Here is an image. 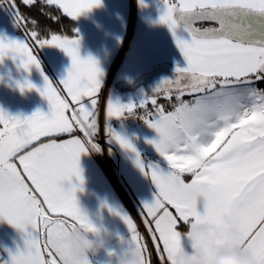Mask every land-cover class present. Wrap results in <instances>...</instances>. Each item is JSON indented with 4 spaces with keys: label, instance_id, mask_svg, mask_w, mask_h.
<instances>
[{
    "label": "snow or ice",
    "instance_id": "6c2138e0",
    "mask_svg": "<svg viewBox=\"0 0 264 264\" xmlns=\"http://www.w3.org/2000/svg\"><path fill=\"white\" fill-rule=\"evenodd\" d=\"M24 2L31 5L36 0ZM42 2L78 19L103 0ZM139 2L145 6V0ZM4 4L20 28L25 20L15 0H0ZM163 4L157 22L171 31L186 66L177 65L175 78H164L151 96L145 93L138 102L128 103L109 97L106 104L108 121L138 116L155 130L157 135L147 143L159 159L146 161L110 124L107 136L135 153V164L155 185L154 198L142 202L141 215L161 264H178L176 256L186 248L190 227L209 223L223 228L225 215L241 222L242 234L219 241V248L251 250L256 264H264V88L259 87L264 84V0ZM198 22L216 26L199 28ZM29 40L39 49L59 47L71 58L66 76L56 81L60 87L44 74ZM81 40L78 28L73 38H40L36 30L23 38L0 37V63L11 57L25 72L35 67L44 75L43 86L27 78L17 82L21 92L34 89L50 105L48 113L38 109L30 116L0 108V220L24 235V247L6 249L9 259H0V264H92L88 255L74 254L68 240L77 229L102 239L101 227L76 195L84 183L81 154L100 150L95 142L96 108L104 75L96 58L82 57ZM174 93L173 110L165 111L158 99L171 103ZM186 95L193 99L185 102ZM149 104L153 111H148ZM137 109L144 115H137ZM77 131L83 138L75 135ZM108 207L130 233L127 239L121 237L123 254L152 264L132 217Z\"/></svg>",
    "mask_w": 264,
    "mask_h": 264
},
{
    "label": "rangeland",
    "instance_id": "374dc122",
    "mask_svg": "<svg viewBox=\"0 0 264 264\" xmlns=\"http://www.w3.org/2000/svg\"><path fill=\"white\" fill-rule=\"evenodd\" d=\"M6 7V4L0 5V37L23 38L32 30L38 31L40 38H49L51 34L74 37V32H47L46 28L28 26L26 22L19 28L13 12ZM163 7V0H145V6L139 0H103L100 7L74 19L75 28L79 29L82 37V57L93 56L103 69L101 91L104 108L109 97L115 100L122 96L121 82L131 81L144 95L149 88L145 84H137L142 75L167 63L174 69L177 65L186 66L187 61L171 31L157 22ZM197 24L199 28L210 27V22ZM183 36L188 38L187 33H183ZM29 43L41 61L44 74L54 81V86L60 87L56 81L66 76L71 67V58L59 47L45 46L39 49L31 40ZM18 63L11 57L0 63V108L12 115L30 116L38 109L48 113L50 105L46 98L34 89L21 92L17 86V82H23L25 78L43 86L44 75L35 67L31 73L25 72L18 67ZM259 87L262 88V84Z\"/></svg>",
    "mask_w": 264,
    "mask_h": 264
},
{
    "label": "crops",
    "instance_id": "0c3cea01",
    "mask_svg": "<svg viewBox=\"0 0 264 264\" xmlns=\"http://www.w3.org/2000/svg\"><path fill=\"white\" fill-rule=\"evenodd\" d=\"M161 69L175 72V69L167 63L160 69L146 73L138 79L137 84H145L149 88L147 92L149 96L152 95L151 83L154 81L145 79V76ZM120 90L122 96L115 100L122 103L138 102L143 96L142 93L138 92L139 89L136 85L129 80L121 82ZM97 99L98 132L96 138H100L99 122L101 117L103 116L107 123L114 120L115 117L108 121L106 107L103 106L102 91H100ZM158 101L163 104L165 111L173 110V105L169 104L166 99L159 98ZM115 130L131 140L146 161L159 159L154 147L147 143L148 139L154 138L157 134L142 119L132 124L124 123ZM75 135L83 138V134L79 131ZM64 138L67 137H61V139ZM107 140L111 145L107 157L101 150H89L87 153H82L80 158L84 183L82 185L83 191H77L76 195L81 207L101 227V238L106 245L99 255L90 256L92 264H116L117 257L124 251L121 237L125 239L130 237L127 225L119 216L109 211L108 206L123 209L132 217L147 244L148 251L151 253L152 264H161L154 242L144 224V217L141 215L142 202L154 198V193L157 191L155 185L151 178L145 176L135 164V153L122 148L115 139L109 140L108 138ZM190 178V176H185L186 180H190ZM74 182L79 183V181ZM66 186L68 185L66 184ZM182 230L186 231V229ZM17 246L24 247L23 233L6 220H0V259H9L6 249L15 251ZM185 246L190 250V242L187 238H185ZM110 252L115 254L110 255Z\"/></svg>",
    "mask_w": 264,
    "mask_h": 264
},
{
    "label": "clouds",
    "instance_id": "9594fccd",
    "mask_svg": "<svg viewBox=\"0 0 264 264\" xmlns=\"http://www.w3.org/2000/svg\"><path fill=\"white\" fill-rule=\"evenodd\" d=\"M224 227L215 224L200 223L187 230L186 237L189 248L177 253L178 264H256L251 250L245 251L239 247L219 248L218 242L229 237H239L242 234V224L232 216L223 217ZM68 243L76 255H99L106 245L103 239L95 238L80 229L72 232ZM191 245H195L192 247ZM116 264H145L138 256L120 254Z\"/></svg>",
    "mask_w": 264,
    "mask_h": 264
},
{
    "label": "trees",
    "instance_id": "16d2710c",
    "mask_svg": "<svg viewBox=\"0 0 264 264\" xmlns=\"http://www.w3.org/2000/svg\"><path fill=\"white\" fill-rule=\"evenodd\" d=\"M15 5L28 26L43 27L48 30L47 32H63L66 34L74 32L76 21L64 15L55 6H45L40 0H36L31 5L25 4L24 0H15ZM32 21H35V23H32ZM262 88H264V84H262Z\"/></svg>",
    "mask_w": 264,
    "mask_h": 264
},
{
    "label": "built area",
    "instance_id": "2783aa9c",
    "mask_svg": "<svg viewBox=\"0 0 264 264\" xmlns=\"http://www.w3.org/2000/svg\"><path fill=\"white\" fill-rule=\"evenodd\" d=\"M193 99V97L191 96H184L183 100L185 102H190ZM167 102L169 103V101L167 100ZM159 104H162L160 101H158ZM176 103L175 100V96H173V100L171 101V105H174ZM163 105V104H162ZM148 111H153V106L151 104H149L147 106ZM137 115L143 116L144 115V110L143 109H137ZM138 120H141L138 116H131L128 115L126 117L123 118H115L114 120L110 121L109 123H107L105 121V119L103 118V116L100 119L99 122V131H100V138H95V142L98 143L100 145V150L104 153V155L107 157L108 156V150L109 148H111V145L108 142V136H107V127L108 124L111 125V127H113L114 129H117L119 126H121L122 124L126 123V124H132L137 122Z\"/></svg>",
    "mask_w": 264,
    "mask_h": 264
},
{
    "label": "water",
    "instance_id": "95a60500",
    "mask_svg": "<svg viewBox=\"0 0 264 264\" xmlns=\"http://www.w3.org/2000/svg\"><path fill=\"white\" fill-rule=\"evenodd\" d=\"M133 1V0H132ZM162 74H167L169 75L170 78H175V72L172 70H167V69H161L157 72H153L152 74H147V76H145V79H152L153 81L158 78L160 75Z\"/></svg>",
    "mask_w": 264,
    "mask_h": 264
},
{
    "label": "flooded vegetation",
    "instance_id": "af4514ba",
    "mask_svg": "<svg viewBox=\"0 0 264 264\" xmlns=\"http://www.w3.org/2000/svg\"><path fill=\"white\" fill-rule=\"evenodd\" d=\"M198 26V24H196ZM216 25L213 23H210V27H215ZM164 78H170L167 74H162L158 78L154 80V83H151L152 88H155Z\"/></svg>",
    "mask_w": 264,
    "mask_h": 264
}]
</instances>
